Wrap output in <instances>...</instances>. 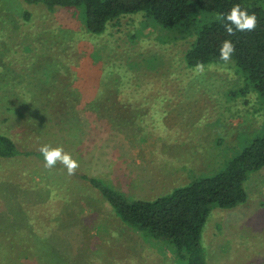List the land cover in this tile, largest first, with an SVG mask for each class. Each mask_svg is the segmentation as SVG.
<instances>
[{
  "label": "rangeland",
  "instance_id": "rangeland-1",
  "mask_svg": "<svg viewBox=\"0 0 264 264\" xmlns=\"http://www.w3.org/2000/svg\"><path fill=\"white\" fill-rule=\"evenodd\" d=\"M193 38L141 12L92 34L73 8L0 0V133L22 152L0 158V264H185L88 178L153 200L261 132L262 104L232 61L186 65ZM44 144L70 153L74 173L45 167ZM244 187L245 202L211 210L205 264H264V166Z\"/></svg>",
  "mask_w": 264,
  "mask_h": 264
},
{
  "label": "trees",
  "instance_id": "trees-1",
  "mask_svg": "<svg viewBox=\"0 0 264 264\" xmlns=\"http://www.w3.org/2000/svg\"><path fill=\"white\" fill-rule=\"evenodd\" d=\"M25 1L42 3L50 9L59 6L78 10L86 30L92 34L102 33L108 22L122 15L141 12L163 28L177 29L181 36L194 35L184 54L189 67L224 63L219 58L220 45L225 39H231L235 52L229 61L242 71L246 86L257 93L264 112V0ZM235 3L256 14L257 26L251 32L228 36L220 17ZM21 153L11 138L0 133V158ZM37 155L43 157L39 151ZM263 166L264 124L261 132L238 148L221 170L195 178L153 200H129L102 181L88 179L130 228L168 240L185 264H205L201 237L211 210L230 209L245 202L244 182L249 174Z\"/></svg>",
  "mask_w": 264,
  "mask_h": 264
},
{
  "label": "clouds",
  "instance_id": "clouds-1",
  "mask_svg": "<svg viewBox=\"0 0 264 264\" xmlns=\"http://www.w3.org/2000/svg\"><path fill=\"white\" fill-rule=\"evenodd\" d=\"M220 19L228 36H233L237 32H251L257 26L256 14L242 7L239 3L233 4L229 11L221 15ZM234 52L235 45L233 41L225 39L220 45L219 58L227 62L231 59ZM40 152L47 168L55 166L59 161L71 175L78 167V161L70 153L66 152L62 146L53 147L49 144H44L40 147Z\"/></svg>",
  "mask_w": 264,
  "mask_h": 264
}]
</instances>
